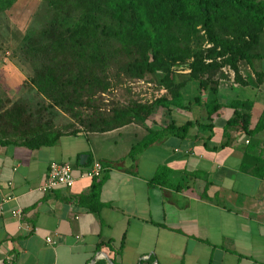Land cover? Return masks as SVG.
Here are the masks:
<instances>
[{"label": "crops", "instance_id": "obj_1", "mask_svg": "<svg viewBox=\"0 0 264 264\" xmlns=\"http://www.w3.org/2000/svg\"><path fill=\"white\" fill-rule=\"evenodd\" d=\"M256 51L258 58L239 64L238 81L225 72L215 93L199 101L196 85L187 94V82L186 108L154 121L71 133L75 126L60 112L54 122L64 128L55 122L62 134L54 144H0V264H92L109 259L120 241L119 264H264V169L253 172L264 154V29ZM215 98L224 106L208 119L202 103ZM236 100L250 106L245 129L225 128ZM170 121H190L185 135L164 133L133 161L127 157L147 128L159 131ZM92 160L103 165L100 176L79 177ZM51 161L70 166L71 186L39 190ZM91 190L97 212L83 199ZM15 207L17 217L10 215Z\"/></svg>", "mask_w": 264, "mask_h": 264}, {"label": "trees", "instance_id": "obj_2", "mask_svg": "<svg viewBox=\"0 0 264 264\" xmlns=\"http://www.w3.org/2000/svg\"><path fill=\"white\" fill-rule=\"evenodd\" d=\"M14 0H0V9ZM48 16L41 26L21 37L15 56L29 70L27 83L39 96L31 105L0 95V144L27 148L54 144L62 134L55 114L63 113L78 130L102 132L125 124L154 121L172 109L184 110L182 88L194 82L199 101L214 94L223 67L239 79V64L258 58L256 45L264 29V0H42ZM206 44H208L206 46ZM187 69L186 72H179ZM148 79L165 92L150 101L132 96L104 102L102 94L118 84ZM208 119L224 106L216 98L202 103ZM232 115L225 128L245 129L249 104L229 103ZM190 121H171L159 131L147 128L146 137L131 145L127 157L162 134L184 136ZM261 127L254 125L246 132ZM253 172L260 176L264 154ZM159 171L152 177L158 181ZM98 211L96 192L83 197ZM106 241V245L110 244ZM119 247L110 254L119 264ZM92 264H108L104 259Z\"/></svg>", "mask_w": 264, "mask_h": 264}, {"label": "rangeland", "instance_id": "obj_3", "mask_svg": "<svg viewBox=\"0 0 264 264\" xmlns=\"http://www.w3.org/2000/svg\"><path fill=\"white\" fill-rule=\"evenodd\" d=\"M47 16L48 12L42 0H14L10 6L0 9V70L3 69L6 72V76H0V95L6 96L10 100H24L31 105L39 100L34 89L25 84L29 70L18 60L15 53L23 34L38 29ZM9 72L14 76H10ZM144 80L153 83L154 86L147 89L144 84L132 83L130 85L129 81H125L105 92L102 95L104 102L108 104L111 100L122 101L128 96L139 100H148L154 97L159 86L151 80ZM192 85H195L192 81L187 85L189 87L187 94L190 96L195 92L193 89L191 90ZM55 122L56 124L60 123L62 127V120L57 118ZM57 125L60 127L59 124Z\"/></svg>", "mask_w": 264, "mask_h": 264}, {"label": "built area", "instance_id": "obj_4", "mask_svg": "<svg viewBox=\"0 0 264 264\" xmlns=\"http://www.w3.org/2000/svg\"><path fill=\"white\" fill-rule=\"evenodd\" d=\"M208 44H206L207 46ZM222 70L227 72L228 74L232 73V71L228 67H223ZM186 71H188L186 69ZM132 83L135 84H144L147 89L150 88V86H154L153 83H150L149 81H145L144 79H135L128 82V84L132 85ZM156 95L148 100L141 99V101H150L155 97H158L159 95L163 94L165 92V89L162 86H159L157 90L155 91ZM103 95V94H102ZM142 95V94H141ZM104 169L101 162L97 160H92L89 165L84 167L81 171H79L78 176L81 178H94L100 176L102 173V170ZM74 177L71 173L70 166L65 162H57V161H51L47 165L45 178L42 184L39 187V190L41 191H48L51 190L54 187L57 186H71L73 183ZM21 213V209L19 207H15L10 211V215L13 217L19 216ZM21 228L25 230L26 232L33 231L34 229L30 227L28 224H21ZM44 240L46 243H53V240L50 239V237L46 236L44 237Z\"/></svg>", "mask_w": 264, "mask_h": 264}, {"label": "water", "instance_id": "obj_5", "mask_svg": "<svg viewBox=\"0 0 264 264\" xmlns=\"http://www.w3.org/2000/svg\"><path fill=\"white\" fill-rule=\"evenodd\" d=\"M106 261L108 262V264H112L111 261L107 258H106Z\"/></svg>", "mask_w": 264, "mask_h": 264}]
</instances>
